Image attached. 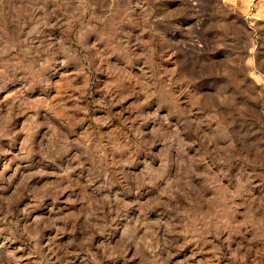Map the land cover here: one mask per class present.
Masks as SVG:
<instances>
[{
	"label": "rangeland",
	"instance_id": "374dc122",
	"mask_svg": "<svg viewBox=\"0 0 264 264\" xmlns=\"http://www.w3.org/2000/svg\"><path fill=\"white\" fill-rule=\"evenodd\" d=\"M0 264H264V0H0Z\"/></svg>",
	"mask_w": 264,
	"mask_h": 264
}]
</instances>
